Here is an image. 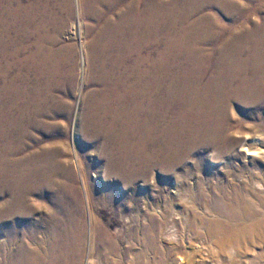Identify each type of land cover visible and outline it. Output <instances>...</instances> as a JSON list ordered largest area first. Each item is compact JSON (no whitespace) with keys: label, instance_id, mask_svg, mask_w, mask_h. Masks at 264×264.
<instances>
[{"label":"bare ground","instance_id":"obj_1","mask_svg":"<svg viewBox=\"0 0 264 264\" xmlns=\"http://www.w3.org/2000/svg\"><path fill=\"white\" fill-rule=\"evenodd\" d=\"M199 1L79 0L83 18L100 26L89 60L90 84L100 89L85 98L82 131L93 142L104 140L122 181L156 167L168 171L201 149L220 160L237 150L250 162L264 159V127L230 122L244 110L264 123V0H246L259 3L254 11L214 0L236 16L230 28L203 14L211 0ZM27 2L0 0V192L10 196L6 214L28 213L34 197L56 212L48 238L19 247L16 264H171L174 255L182 264H250L248 254L264 247V195L256 183L214 189L219 193L202 197L203 210L171 220L149 214L126 249L101 223L86 233L82 201L71 174L62 179L58 149L36 146L32 134L50 129L45 119L62 103L55 92L70 59L47 28H65L60 14L72 18L73 0ZM251 11L260 17L250 19ZM211 44L216 52L204 49ZM236 128L241 136L234 139ZM26 147L32 150L25 154Z\"/></svg>","mask_w":264,"mask_h":264},{"label":"rangeland","instance_id":"obj_2","mask_svg":"<svg viewBox=\"0 0 264 264\" xmlns=\"http://www.w3.org/2000/svg\"><path fill=\"white\" fill-rule=\"evenodd\" d=\"M173 1L176 0H161L166 4ZM179 1L182 4L185 2V0ZM186 1L188 6L189 3L194 6L200 4L199 0ZM248 2L234 0V3L239 5H251ZM22 4L27 6V0H22ZM210 4L203 14L206 12L207 15H213L216 19L218 18V22L230 28L232 20H235L236 16H228L224 7L215 3L214 0H211ZM258 4L251 5L253 11ZM73 10L71 19H67L66 14H60V19L65 20V28L57 29L60 28L59 26L47 28L50 40L56 41V49L67 48L70 61L67 60L61 66L63 75H61L60 86L55 92L62 101L58 107V114L45 119V122L50 125V129H47L46 132L33 131L32 134L36 146L45 149L55 146L58 149L55 158L64 168L62 179L65 172H69L78 189L82 201L81 213L87 234L91 233L95 223H101L118 241L119 246L126 249L129 235L139 232L145 225L144 218H147L151 213L155 218L173 219L183 210L200 211L206 205L202 197L205 199L209 195L219 193L214 189L232 188L236 184H238L236 187H244L247 182L250 183V188H253L255 183L258 184L257 192L264 195V159L250 162L244 156H236L239 150L230 154L229 157L221 155L223 157L220 160L217 159L216 154L201 149L197 151L198 154L191 155L178 166L170 167L168 171L156 167L146 174L144 172L137 176L132 182L120 180L117 172L111 169L114 157L104 140L93 142L82 131L81 119L85 98L92 91L100 89V87L90 84L92 73L89 66L91 43L99 32L100 26L95 21L83 18L79 13V0H73ZM253 11L249 13L250 19L260 17ZM195 17L192 20L199 18V16ZM203 47L209 52L217 50V47L212 44ZM243 111L239 110L240 116H236L235 121L230 115L232 126L236 127L242 121L245 125H254V129L264 127L263 122L257 121L254 116ZM238 128L231 131L234 139L241 136L238 134ZM263 129L262 133H264ZM248 131L251 132L250 128L245 130V132ZM261 148L263 149L264 146ZM31 150L26 147L25 154ZM23 156L24 153L20 154L18 158H23ZM257 171L260 172L257 173ZM253 173V177L250 178ZM85 187L92 198L84 192ZM251 197L254 202L259 204L254 195ZM9 200V194L0 192V228H2L0 248L8 247L7 252L3 249L0 252V260L4 257L12 258L13 264H16L21 255L19 247L24 243L28 247L35 240L41 242L48 238V225L56 211L54 204L48 200L42 202L34 197L32 198L34 202L29 204L32 206L28 213L24 215L21 213L6 214L5 209ZM37 205H42V207ZM162 247L166 248L167 245L162 243ZM193 251L194 248L188 249V253ZM259 255L262 259H258ZM248 258L251 261L250 264H264V247L259 243L248 254ZM182 260L179 256L174 255L169 262L182 264Z\"/></svg>","mask_w":264,"mask_h":264}]
</instances>
